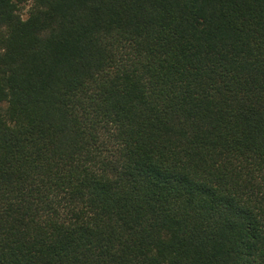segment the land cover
Wrapping results in <instances>:
<instances>
[{"label":"trees","instance_id":"trees-1","mask_svg":"<svg viewBox=\"0 0 264 264\" xmlns=\"http://www.w3.org/2000/svg\"><path fill=\"white\" fill-rule=\"evenodd\" d=\"M0 264H264V0H0Z\"/></svg>","mask_w":264,"mask_h":264},{"label":"rangeland","instance_id":"rangeland-1","mask_svg":"<svg viewBox=\"0 0 264 264\" xmlns=\"http://www.w3.org/2000/svg\"><path fill=\"white\" fill-rule=\"evenodd\" d=\"M30 5H26L23 10H22V13H23V17L26 18L27 17V12H28V9H29Z\"/></svg>","mask_w":264,"mask_h":264}]
</instances>
